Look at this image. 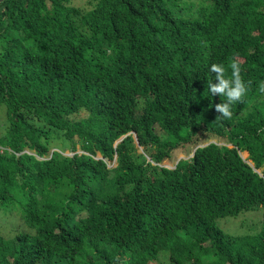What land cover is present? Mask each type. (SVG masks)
I'll use <instances>...</instances> for the list:
<instances>
[{
    "label": "trees",
    "instance_id": "1",
    "mask_svg": "<svg viewBox=\"0 0 264 264\" xmlns=\"http://www.w3.org/2000/svg\"><path fill=\"white\" fill-rule=\"evenodd\" d=\"M232 62L222 117L209 69ZM260 81L264 0L2 1L0 264H264ZM247 212L253 235L217 225Z\"/></svg>",
    "mask_w": 264,
    "mask_h": 264
},
{
    "label": "rangeland",
    "instance_id": "2",
    "mask_svg": "<svg viewBox=\"0 0 264 264\" xmlns=\"http://www.w3.org/2000/svg\"><path fill=\"white\" fill-rule=\"evenodd\" d=\"M87 0H70V5L76 6L78 8L80 7H85ZM200 0H183V3L189 4L190 2H195L198 3ZM172 4L173 1H171ZM7 124V119H6V109L4 105H0V134L3 127H6ZM134 137V135H133ZM135 144L137 145V140L134 137ZM53 145H58V146H64L66 143L63 142L61 139L55 140ZM137 148V153L142 154V148H140L138 145L136 146ZM77 153L81 154V150L78 146H76ZM187 151H182L178 154V159L185 158L187 156ZM190 151V150H189ZM188 151V152H189ZM73 152L69 151L68 149L65 150L63 153L64 155L71 156ZM241 156L245 159L248 158V154L246 152L241 153ZM177 163V161L168 162L166 161L164 163V166L168 168H173L174 165ZM59 194L58 197H62L63 192H64V185H62L61 188H59ZM0 217L2 218L1 214ZM261 213L260 212H247L242 215H239L237 218H231V217H226V218H219L217 220V225L218 227L227 235L231 236H242V235H247V234H255L260 231L261 228ZM12 226H16V224H13V222L10 221L8 217H6V220L0 221V234L1 233H6L8 229ZM150 264H170L167 261V256L165 254H162L158 260L155 262H152Z\"/></svg>",
    "mask_w": 264,
    "mask_h": 264
},
{
    "label": "clouds",
    "instance_id": "3",
    "mask_svg": "<svg viewBox=\"0 0 264 264\" xmlns=\"http://www.w3.org/2000/svg\"><path fill=\"white\" fill-rule=\"evenodd\" d=\"M229 68L230 76L226 75L228 69H226L223 64L213 63L209 69L211 73L216 74L215 80L218 81V83L215 84L209 82L208 89L210 93L212 95L218 94L225 98L224 102L216 106V110L222 114V117H230L232 114L231 106L237 102H240L248 91V84L243 81L240 76L241 70L239 65L235 62H232ZM257 87L260 93H264V81H260Z\"/></svg>",
    "mask_w": 264,
    "mask_h": 264
},
{
    "label": "water",
    "instance_id": "4",
    "mask_svg": "<svg viewBox=\"0 0 264 264\" xmlns=\"http://www.w3.org/2000/svg\"><path fill=\"white\" fill-rule=\"evenodd\" d=\"M2 1H4V0H0V3H1ZM134 137H135V136H134ZM123 138H124V137H122L121 139H119L118 142L121 141ZM135 139H136V138H135ZM137 143H138V142H137ZM137 145H138V144H137ZM204 146H205V145H204ZM204 146H201V147H204ZM201 147H200V148H201ZM241 158L244 160V158H243L242 156H241ZM179 160H180V159H179ZM165 167H166V166H165ZM166 168H168V167H166ZM256 172L259 173L258 171H256Z\"/></svg>",
    "mask_w": 264,
    "mask_h": 264
}]
</instances>
